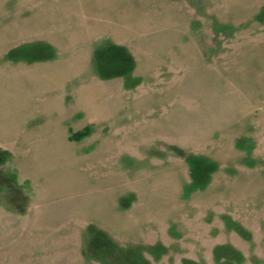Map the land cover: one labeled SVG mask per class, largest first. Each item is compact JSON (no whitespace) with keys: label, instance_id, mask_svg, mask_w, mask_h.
Segmentation results:
<instances>
[{"label":"rangeland","instance_id":"rangeland-1","mask_svg":"<svg viewBox=\"0 0 264 264\" xmlns=\"http://www.w3.org/2000/svg\"><path fill=\"white\" fill-rule=\"evenodd\" d=\"M0 264H264V0H0Z\"/></svg>","mask_w":264,"mask_h":264},{"label":"crops","instance_id":"crops-1","mask_svg":"<svg viewBox=\"0 0 264 264\" xmlns=\"http://www.w3.org/2000/svg\"><path fill=\"white\" fill-rule=\"evenodd\" d=\"M105 46H111V48H108V50L111 52V54H112V52H113V58H111V57H107V58H110V59H108L107 60V63H108V61H109V66L108 65H106L103 61H104V59L102 58V57H100V58H102L103 59V61H102V59L99 61V62H97V67H98V69H99V67H103L102 69H104V66H107L108 68H110V65H113V64H116V62L117 61H121V62H123L124 61V59L125 58H123L122 57V55L120 54V52L119 51H121V50H123V48H118V47H115V46H113V45H111L110 43H107V42H103V44H102V46L101 47H99L98 49H102V48H107V47H105ZM102 51V50H101ZM114 51H115V53H114ZM108 53V52H107ZM111 56V55H110ZM99 59V57H97V59H96V61ZM126 60V59H125ZM112 62V63H111ZM120 64V63H119ZM118 64V65H119ZM117 68L119 69V68H121V67H119V66H117ZM107 71H105V73H106Z\"/></svg>","mask_w":264,"mask_h":264},{"label":"trees","instance_id":"trees-1","mask_svg":"<svg viewBox=\"0 0 264 264\" xmlns=\"http://www.w3.org/2000/svg\"><path fill=\"white\" fill-rule=\"evenodd\" d=\"M90 132L88 126H85L82 130L73 132L72 130H68V140L71 141H79L80 139L86 137Z\"/></svg>","mask_w":264,"mask_h":264}]
</instances>
